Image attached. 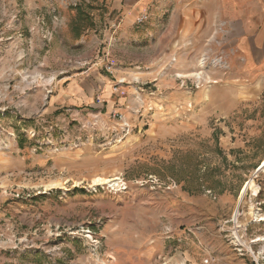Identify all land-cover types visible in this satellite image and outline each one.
<instances>
[{
    "label": "rangeland",
    "instance_id": "374dc122",
    "mask_svg": "<svg viewBox=\"0 0 264 264\" xmlns=\"http://www.w3.org/2000/svg\"><path fill=\"white\" fill-rule=\"evenodd\" d=\"M124 1L0 0V264H264V25Z\"/></svg>",
    "mask_w": 264,
    "mask_h": 264
},
{
    "label": "crops",
    "instance_id": "0c3cea01",
    "mask_svg": "<svg viewBox=\"0 0 264 264\" xmlns=\"http://www.w3.org/2000/svg\"><path fill=\"white\" fill-rule=\"evenodd\" d=\"M149 1L137 0L136 3H133L128 0V7L131 11L129 15L132 16L136 11H146ZM213 2L215 17L225 21L229 26L241 27L244 34L249 33L253 26L264 25V0H213ZM238 36L239 38L242 36L241 32L238 33Z\"/></svg>",
    "mask_w": 264,
    "mask_h": 264
},
{
    "label": "bare ground",
    "instance_id": "6f19581e",
    "mask_svg": "<svg viewBox=\"0 0 264 264\" xmlns=\"http://www.w3.org/2000/svg\"><path fill=\"white\" fill-rule=\"evenodd\" d=\"M200 64H202V61H200ZM196 75H199V73H196ZM102 179L100 178H97L96 179V181L98 182V181H101ZM106 182H108L107 180H106ZM264 219V216H261V217H259V220H263ZM264 239V237H257L255 240H260V239Z\"/></svg>",
    "mask_w": 264,
    "mask_h": 264
},
{
    "label": "built area",
    "instance_id": "2783aa9c",
    "mask_svg": "<svg viewBox=\"0 0 264 264\" xmlns=\"http://www.w3.org/2000/svg\"><path fill=\"white\" fill-rule=\"evenodd\" d=\"M115 89H116V91L118 90L117 88H115ZM96 103H97V104H103V103H104V100L101 99L100 97H97V98H96Z\"/></svg>",
    "mask_w": 264,
    "mask_h": 264
}]
</instances>
